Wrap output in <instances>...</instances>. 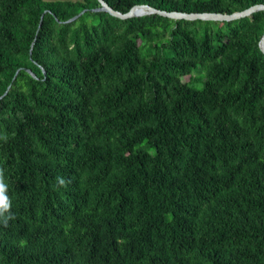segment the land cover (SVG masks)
Segmentation results:
<instances>
[{
  "label": "trees",
  "instance_id": "16d2710c",
  "mask_svg": "<svg viewBox=\"0 0 264 264\" xmlns=\"http://www.w3.org/2000/svg\"><path fill=\"white\" fill-rule=\"evenodd\" d=\"M99 5L0 0V264H264V10Z\"/></svg>",
  "mask_w": 264,
  "mask_h": 264
},
{
  "label": "water",
  "instance_id": "95a60500",
  "mask_svg": "<svg viewBox=\"0 0 264 264\" xmlns=\"http://www.w3.org/2000/svg\"><path fill=\"white\" fill-rule=\"evenodd\" d=\"M98 2L100 5L96 8H92L91 11H105L109 13L110 15L120 18V19H128V18L139 17V16L155 13V14H158L164 17L174 19V20L232 21V20L243 18V17H250L254 12L264 10V3L254 4L243 10L234 11L231 13L167 11V10H161V9L155 8L154 6H151L149 4H136L132 6L126 12H121V11L113 9L105 0H98ZM86 10L87 9H82L79 13L72 16L65 22L74 21L80 15H82ZM258 47L260 51L264 54V31L262 33V36L258 40ZM27 71L31 73L29 69H27Z\"/></svg>",
  "mask_w": 264,
  "mask_h": 264
},
{
  "label": "rangeland",
  "instance_id": "374dc122",
  "mask_svg": "<svg viewBox=\"0 0 264 264\" xmlns=\"http://www.w3.org/2000/svg\"><path fill=\"white\" fill-rule=\"evenodd\" d=\"M160 53L164 54L165 56H171L172 54L166 50V49H160ZM203 75L199 73V70L193 69L191 72V75L184 76L182 78V81H190V85L194 88L200 89L202 87V82L204 79H202ZM194 79L196 81H194ZM200 79H202L200 81ZM193 81V82H192Z\"/></svg>",
  "mask_w": 264,
  "mask_h": 264
},
{
  "label": "clouds",
  "instance_id": "9594fccd",
  "mask_svg": "<svg viewBox=\"0 0 264 264\" xmlns=\"http://www.w3.org/2000/svg\"><path fill=\"white\" fill-rule=\"evenodd\" d=\"M2 189H3V185H0V198H3V200L5 201V204H6L7 200H6V197L3 195Z\"/></svg>",
  "mask_w": 264,
  "mask_h": 264
}]
</instances>
